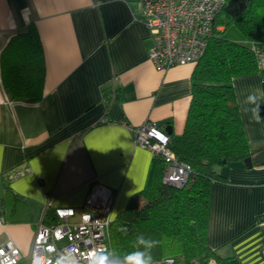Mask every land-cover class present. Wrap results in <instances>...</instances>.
I'll use <instances>...</instances> for the list:
<instances>
[{
    "label": "crops",
    "instance_id": "obj_1",
    "mask_svg": "<svg viewBox=\"0 0 264 264\" xmlns=\"http://www.w3.org/2000/svg\"><path fill=\"white\" fill-rule=\"evenodd\" d=\"M144 20L138 0H0V50L33 23L45 63L38 101L10 99L0 81V198L7 182L29 203L28 218L0 211V243L9 238L28 253L45 205L79 208L93 182L115 189L114 219L145 187L156 157L135 145L133 127L150 120L182 133L195 63L157 69ZM232 84L254 155L264 150V119L242 109L250 92L264 90V74ZM217 170L224 178L211 181L207 243L238 264H264V164L230 161Z\"/></svg>",
    "mask_w": 264,
    "mask_h": 264
},
{
    "label": "trees",
    "instance_id": "obj_2",
    "mask_svg": "<svg viewBox=\"0 0 264 264\" xmlns=\"http://www.w3.org/2000/svg\"><path fill=\"white\" fill-rule=\"evenodd\" d=\"M215 28L203 55L191 74V98L184 128L169 135V146L178 160L189 166L185 185L164 183L165 163L153 159L145 187L132 197L110 224L114 256L122 258L135 250V239L143 235L155 241L154 259L172 256L174 264H238L233 256L220 257L207 243V221L211 181L223 179L219 161H241L253 154L232 84L234 76L259 71L254 47H264V0H227L214 20ZM239 33L227 38L228 27ZM45 63L43 48L33 23L12 34L0 50V81L12 100L38 101L43 95ZM257 164V163H255ZM139 198L140 201H139ZM25 207L26 212H23ZM29 203L7 182L0 198L6 219L29 217ZM20 212V214H19ZM53 217L47 209L43 221ZM170 253V255H167Z\"/></svg>",
    "mask_w": 264,
    "mask_h": 264
},
{
    "label": "built area",
    "instance_id": "obj_3",
    "mask_svg": "<svg viewBox=\"0 0 264 264\" xmlns=\"http://www.w3.org/2000/svg\"><path fill=\"white\" fill-rule=\"evenodd\" d=\"M145 14V26L151 45L148 59L157 69L196 63L203 55L208 39L215 28L214 20L227 0H138ZM257 67L264 74V47L253 48ZM164 124L146 120L133 127L135 145L146 148L161 157L165 163L162 180L175 187H182L189 177L187 163L177 159L169 146L170 136ZM17 171L15 175L20 173ZM115 189L101 182H93L79 208L53 207V217L43 221L44 212L51 208L48 202L37 221L24 255L11 240L0 243V264H30L34 251L48 254L45 249L57 251L70 248L80 254L81 264H86L85 254L92 247H108L110 243L111 207ZM87 217V219H85ZM4 219L0 216V226ZM257 224L264 227V214ZM59 233V235L57 234ZM153 264H174L172 256L154 260ZM191 264H201L192 260ZM207 264H216L211 258Z\"/></svg>",
    "mask_w": 264,
    "mask_h": 264
},
{
    "label": "clouds",
    "instance_id": "obj_4",
    "mask_svg": "<svg viewBox=\"0 0 264 264\" xmlns=\"http://www.w3.org/2000/svg\"><path fill=\"white\" fill-rule=\"evenodd\" d=\"M246 102L248 107L242 109V112L250 113L257 123L264 119L261 116L262 106H264L262 103L264 102V90L255 89L250 92L246 96ZM155 244V241L138 235L135 239V250L128 252L122 258L114 256L112 254L114 250L108 247H92L85 254L86 264H153L151 250ZM45 252L48 254L34 251L30 264H81L80 254L73 252L70 248L57 251L53 246L52 249H45Z\"/></svg>",
    "mask_w": 264,
    "mask_h": 264
},
{
    "label": "water",
    "instance_id": "obj_5",
    "mask_svg": "<svg viewBox=\"0 0 264 264\" xmlns=\"http://www.w3.org/2000/svg\"><path fill=\"white\" fill-rule=\"evenodd\" d=\"M165 129H166V132H167L168 134H170L171 131H172V128H171L170 125H167V126L165 127ZM243 163H244V165L247 166V167H251V166L253 165V163L264 164V150H260V151H258L257 153H255L254 155H249V156L245 157V158L243 159ZM225 164H226L225 159H221V160L219 161V165H225ZM168 184H169V183H168ZM169 185H170V184H169ZM171 185H172V184H171Z\"/></svg>",
    "mask_w": 264,
    "mask_h": 264
},
{
    "label": "rangeland",
    "instance_id": "obj_6",
    "mask_svg": "<svg viewBox=\"0 0 264 264\" xmlns=\"http://www.w3.org/2000/svg\"><path fill=\"white\" fill-rule=\"evenodd\" d=\"M222 25H220V29H222ZM227 38L231 39H238L240 37V33L234 28V27H228L227 30L223 33ZM219 169V167H218ZM221 169V168H220ZM141 198H139L140 201ZM27 254V253H26ZM24 254V255H26ZM167 255H170V253H167ZM159 259V258H158ZM157 260V259H154Z\"/></svg>",
    "mask_w": 264,
    "mask_h": 264
}]
</instances>
